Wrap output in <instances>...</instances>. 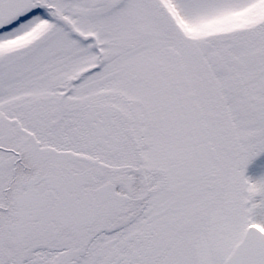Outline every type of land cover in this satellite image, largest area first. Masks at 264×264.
Instances as JSON below:
<instances>
[{"label": "rangeland", "instance_id": "obj_1", "mask_svg": "<svg viewBox=\"0 0 264 264\" xmlns=\"http://www.w3.org/2000/svg\"><path fill=\"white\" fill-rule=\"evenodd\" d=\"M59 5L84 21L82 38L56 26L2 74L0 143L25 144L27 169L15 173L5 211L11 172L0 177V264H101L106 241L116 237L122 254L139 224L162 242L155 264H222L247 227L264 233V0ZM35 95L59 114L64 96L69 149L17 134L14 111ZM92 104L117 112L118 128L128 123L114 145L95 148L83 129Z\"/></svg>", "mask_w": 264, "mask_h": 264}, {"label": "flooded vegetation", "instance_id": "obj_2", "mask_svg": "<svg viewBox=\"0 0 264 264\" xmlns=\"http://www.w3.org/2000/svg\"><path fill=\"white\" fill-rule=\"evenodd\" d=\"M60 1L63 2L64 0H0V84L5 68L20 66L21 58L19 56L31 49L33 43H42L46 38L54 39V29L56 26H61L65 35L72 34L75 36L76 33L79 40L82 38L81 33H77L75 27L78 29L87 28L83 25L84 21H74L65 14L66 11L64 9L62 10V14H58V7L63 5H59ZM71 22H76L78 25H71ZM56 37L58 39V34H56ZM23 42H26V44L23 45ZM54 45L55 43H51L50 46L44 47L41 53L47 54L45 57L49 54H55L56 50ZM97 47L99 46L95 45V49H98ZM10 49H12L16 56L17 61L15 62L8 56L10 52L7 50ZM36 53L32 52L30 54L35 55ZM6 60L12 62L6 63ZM65 84L68 87L70 86L69 81H66ZM63 98L64 96L60 99V101L62 100L60 114L58 113L59 106L54 107L52 98L42 95H35L30 100H27L24 105L18 106L16 110L20 112L16 113L15 110L13 117L15 125L18 128L17 134L22 132L29 134L31 139L34 138L36 141H43V145L47 148L69 149L71 146L68 136L69 107L63 102ZM100 109V105L92 104L85 106L83 112V129L86 130L87 134L94 133L98 137V142L94 145L95 148L101 146L103 140L109 137L111 140L110 143L114 145V140L119 132L128 131L129 128L128 123L125 122H122L120 128L117 127V119H122L117 112H114L110 117H105L101 114ZM119 129L120 131H118ZM54 134L57 136L56 139H53ZM54 140H57V142ZM24 146L25 144L21 142L17 143L14 140L0 143V157H7L12 161L11 165H6L0 160V177L6 180L9 178L10 172V177H12L9 185L1 192V196L4 198L6 204L5 208L1 207L4 211L8 208L7 198L11 188V182L16 180L15 173L19 168L27 169L25 165H21L23 162L22 150H24ZM7 167L10 168L7 170ZM6 171L9 172L8 175ZM28 179L31 180V177H28ZM115 213L113 211V214ZM115 222L109 224V228L112 231L117 230L114 227L112 229V226L117 225ZM139 227L142 230L141 233H138V238L131 240L130 237L132 236L126 238L127 240L125 242L127 246L122 254L118 253L117 247H119V241L116 237L107 240L106 244L110 249L104 257V260L101 261V264H155L157 255H154L152 250H160L159 246L162 242L156 238L155 229L144 226L143 224H139ZM151 242L155 243L152 249ZM8 264H15V260H9Z\"/></svg>", "mask_w": 264, "mask_h": 264}, {"label": "water", "instance_id": "obj_3", "mask_svg": "<svg viewBox=\"0 0 264 264\" xmlns=\"http://www.w3.org/2000/svg\"><path fill=\"white\" fill-rule=\"evenodd\" d=\"M223 264H264V233L248 227Z\"/></svg>", "mask_w": 264, "mask_h": 264}]
</instances>
